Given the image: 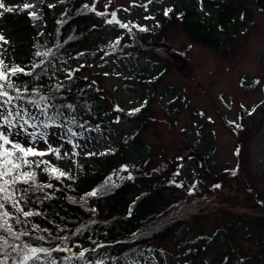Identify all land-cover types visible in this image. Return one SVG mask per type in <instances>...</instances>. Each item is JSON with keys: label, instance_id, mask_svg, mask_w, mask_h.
Segmentation results:
<instances>
[{"label": "rangeland", "instance_id": "374dc122", "mask_svg": "<svg viewBox=\"0 0 264 264\" xmlns=\"http://www.w3.org/2000/svg\"><path fill=\"white\" fill-rule=\"evenodd\" d=\"M65 1L0 0V35L8 41H0V59L20 66L46 50L47 26ZM75 2L94 8L91 34L61 55L54 74L64 78L72 71L91 80L98 99L90 112L104 109L112 127L91 126L72 140L75 148L59 138V128L51 129L57 133L53 146L63 145L62 159H41L72 172L79 170L72 156L87 165L117 152L126 139L131 149L112 175L116 182L131 177L127 199L147 192L151 197L162 177L175 181L160 193L165 202L187 199L203 206L181 218L166 237L150 245L148 257L133 264H264V14L257 0ZM25 3L36 8L23 10ZM168 5L190 7L202 17L225 7L232 24L227 44L212 47L195 41L173 22L158 34ZM32 11L39 19L29 18ZM130 29L144 39L156 33V41L184 53L189 64L184 69L178 63L166 65L139 44L114 49L132 41ZM132 115L144 121L140 128L135 118L127 117ZM65 151L71 156H64ZM142 156L147 158L140 169L134 164ZM233 173L236 177H230ZM221 182L223 186L214 187Z\"/></svg>", "mask_w": 264, "mask_h": 264}, {"label": "trees", "instance_id": "16d2710c", "mask_svg": "<svg viewBox=\"0 0 264 264\" xmlns=\"http://www.w3.org/2000/svg\"><path fill=\"white\" fill-rule=\"evenodd\" d=\"M71 1L67 0L62 11L48 24L46 36L49 46L42 53L49 52L50 55L30 57L20 65L30 69L34 62H43V68L36 69L33 77L20 74L17 81V86L22 90L27 87L30 93L38 90L54 98L52 103L63 113V117H57V121L65 125L63 131L60 129V135H63L64 140H74L94 124L101 128L112 127L104 109L92 114L90 112V106L98 99L97 88L91 80L79 73L72 75L71 78H61L54 74L53 65L60 56L68 49L78 46L91 34L90 22L96 16L91 5ZM257 3L264 14V0H257ZM168 9L171 11H168L167 15L162 14L158 34L173 22L195 41L212 47L227 44V35L230 34L232 24L225 7H220L217 15L211 17L199 16L195 9L186 6L180 8L168 5L166 10ZM129 34L132 41L124 46L120 43L114 49L124 50L126 46L139 44L157 55L160 61L166 62V65L178 63L181 64L180 68L184 69L189 64L184 53L172 49L163 40L156 41V33L149 39L142 38L141 33L137 34L135 29H130ZM68 104H71L74 110L61 107ZM55 111L50 109V115H55ZM127 117L135 118L138 128L144 122L139 121L136 115ZM67 128H72L79 135L72 136L67 133ZM128 143L129 140L126 139L121 141L117 152L95 157L93 162L87 165L76 162L79 170L66 172L70 179L57 180L43 171V165L36 169L37 183L50 184L52 187L44 188L43 191H30L26 198L27 202H21L20 206L24 211L40 212L39 216L25 218L11 207L8 208L13 215L19 216L20 220L27 221L16 224L14 220H10L9 223L18 231L31 233L16 243H27L35 248L43 247L49 250L63 248L69 250L52 251L51 258L40 253V260L29 261V264H49L50 259H54L57 264H95L101 260L105 264L129 262L133 264L138 258L148 257L150 245L166 237L176 223L183 222L181 218L189 217L197 212L199 207H203L200 203L187 199H178L174 201L175 203L165 202L160 193L165 186L171 187L174 183L162 177L157 178L156 193L151 197H148L151 194L147 192L146 195L141 194L138 199H127L126 196L131 190L127 187L130 179L116 182L112 174L121 167L120 160L127 153L128 147L131 149ZM146 158L147 156H142L139 163L136 161L134 165L143 168ZM220 173V170H213L217 177ZM217 185L223 186L224 183ZM93 191L97 192L96 196L87 195ZM45 229L47 231H44ZM40 236L44 239L37 238ZM81 251H85L83 260L78 256ZM8 264H13V260L10 259Z\"/></svg>", "mask_w": 264, "mask_h": 264}, {"label": "snow or ice", "instance_id": "6c2138e0", "mask_svg": "<svg viewBox=\"0 0 264 264\" xmlns=\"http://www.w3.org/2000/svg\"><path fill=\"white\" fill-rule=\"evenodd\" d=\"M48 7L52 8L55 5L49 4ZM84 7H88V5H84ZM0 8H4L3 3H0ZM34 8H36L35 4L25 3L23 5V10ZM5 10L12 11V8ZM168 11L171 9L166 10L165 15L168 14ZM97 15L104 14L98 12ZM29 18L39 19V16L35 11H32L29 12ZM108 22L112 23L113 21ZM116 22L119 23V21ZM120 26L127 28L126 24H120ZM140 30L145 31L146 29L141 28ZM0 41L8 43L2 35H0ZM35 55L37 57L49 56L50 53L37 51ZM42 68L43 62H34L30 69H26L19 65L9 66L3 59H0V264H8L10 259L13 260V264H29V261H39L40 253L51 258L52 251L69 250L67 248L49 250L43 247L35 248L27 243L18 244L16 241H20L23 236L31 235V233L18 231L13 224L9 223L10 220H14L16 224L27 222L20 220L19 216L13 215L8 210L9 207L25 218L41 215L40 212L24 211L20 206L22 201L27 202L26 198L30 191H43L44 188L52 187L50 184L37 183L36 169L41 168V165L44 166L43 171L57 180L71 178L65 171L52 166L49 161L41 159L51 155H54L56 160L62 159L61 147L63 145L61 147L53 146V140L57 133L51 129L64 130L65 125L57 121V117H63V113L52 103L53 97L42 94L38 90H33L30 93L27 87L22 90L17 86L20 74L33 77L36 69ZM67 75L71 78L72 71H68ZM61 107L74 110L71 104ZM50 109L56 110L55 115H50ZM134 111H139V109ZM66 131L72 136L79 135L72 128H67ZM59 138L63 140L64 137L60 135ZM65 143L71 145L72 148L77 147L72 140H66ZM38 145H44V147H38ZM93 154L89 153V155ZM63 155L68 156L69 152L65 151ZM233 174L235 175V173ZM176 186L181 187L182 185L177 184ZM215 187H219V185ZM17 193L20 195L18 196ZM87 195L96 196L97 192L93 191ZM37 238L44 239L43 236ZM64 239L66 240L67 237ZM85 251L78 254L79 259H84ZM49 264H57V262L50 259ZM95 264H105V262L101 260L96 261Z\"/></svg>", "mask_w": 264, "mask_h": 264}]
</instances>
